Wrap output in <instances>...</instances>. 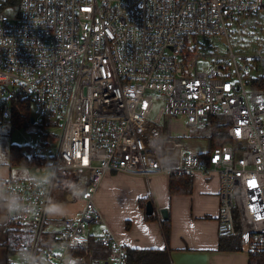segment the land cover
I'll list each match as a JSON object with an SVG mask.
<instances>
[{
	"label": "built area",
	"instance_id": "built-area-1",
	"mask_svg": "<svg viewBox=\"0 0 264 264\" xmlns=\"http://www.w3.org/2000/svg\"><path fill=\"white\" fill-rule=\"evenodd\" d=\"M260 9L264 0H0V119H13L19 101L31 104L39 132L23 149L37 162L28 168L42 177L36 166H57L47 192L27 175L1 179L29 206L8 213L11 248L43 264H66L69 252L88 264L74 250L88 245V228L100 221L94 195L108 172L202 171L218 175L219 233H237L238 219L243 250L264 253V88L253 87L264 81V43L236 54L226 23ZM216 34L228 52L210 53L208 69H199L201 50L215 47L204 40ZM211 115L229 119L231 142L208 158L180 147L169 164L163 119L204 126ZM68 181L81 185L76 217L49 216L48 198ZM48 229L54 249L41 247ZM98 241L111 248V264H127L126 246L107 228Z\"/></svg>",
	"mask_w": 264,
	"mask_h": 264
},
{
	"label": "crops",
	"instance_id": "crops-1",
	"mask_svg": "<svg viewBox=\"0 0 264 264\" xmlns=\"http://www.w3.org/2000/svg\"><path fill=\"white\" fill-rule=\"evenodd\" d=\"M170 122L168 120L163 126L167 148L165 156L169 164L177 162L183 143L189 146L187 149L207 151L206 137L190 133L169 134L167 124L170 125ZM178 137L183 143L177 142ZM10 172L7 164L0 163V181ZM169 176L159 173L143 177L108 172L94 195L100 221L89 226L88 245L74 252L84 254L88 264H111V248L98 241L101 230L107 228L126 248L163 251L170 264H248L249 253L242 247H219L223 236L227 235H221L218 231V175L215 172L196 171L191 175V191L177 194L169 191ZM63 192L65 190H57L53 198L63 203L67 214L51 217H76L81 200L78 197L67 199ZM147 201H151L153 206L150 214L145 211ZM162 208L167 211L166 218L162 217ZM151 214L153 218H148ZM166 219L169 222L167 234L162 227V221ZM10 227L8 213L0 209V264H18L19 261L18 253L7 242ZM54 237V232L48 229L43 235L41 247L54 249ZM95 251L101 257L99 255L95 259Z\"/></svg>",
	"mask_w": 264,
	"mask_h": 264
},
{
	"label": "rangeland",
	"instance_id": "rangeland-1",
	"mask_svg": "<svg viewBox=\"0 0 264 264\" xmlns=\"http://www.w3.org/2000/svg\"><path fill=\"white\" fill-rule=\"evenodd\" d=\"M228 37L232 46L233 51L236 54H246L253 50H256L262 46L264 43V9H260L256 12H250L247 15L240 17L237 21H227ZM207 42L213 43L214 48L206 47L201 50V54L207 55L206 57L200 56L198 60V68L202 70L208 69V61L211 60L209 56L210 53L225 55L228 52V44L225 41V36L222 34L210 35L205 40ZM155 95H157L155 93ZM158 100L155 99V108L159 107ZM29 115L33 113L32 105L29 104ZM171 121L169 127V134H184L192 133L206 134V128L204 126H186L183 123L181 117H169L168 119H163L162 126H166L167 121ZM182 121V122H180ZM39 130L35 128L34 124L31 122L27 124H13L12 119L1 120L0 119V163H5L11 170V176H26V174L21 171L17 166H12L9 164L8 150L11 144L19 145L23 149L28 144H35L36 138ZM184 136V135H183ZM183 138V137H181ZM178 143H183L180 137H178ZM184 147L189 148L185 143ZM25 169V168H24ZM28 173L31 175H38L34 173L33 168H26ZM23 170V169H22ZM8 175V176H10ZM64 194H68L67 189ZM69 195V194H68ZM79 198V197H78Z\"/></svg>",
	"mask_w": 264,
	"mask_h": 264
},
{
	"label": "trees",
	"instance_id": "trees-1",
	"mask_svg": "<svg viewBox=\"0 0 264 264\" xmlns=\"http://www.w3.org/2000/svg\"><path fill=\"white\" fill-rule=\"evenodd\" d=\"M253 87L264 88V81L262 83H256ZM29 104L26 101H19L15 106V113L12 119L13 124H27L29 123ZM230 121L224 115H211L208 117L204 127L206 128V134H197L204 136L208 141V148L204 155L208 158L210 152L217 146L227 144L231 142L228 137V127ZM192 134V133H190ZM9 164L17 166L20 169L31 167L36 164V160H33L26 156L24 150L19 145L11 144L8 150ZM169 191L171 194L177 193H189L192 188V176L187 172L177 173L172 172L169 176ZM153 218V215L147 216ZM162 227L167 234L169 231L168 219L162 221ZM237 233L233 235L223 236L224 239L220 241L219 247L226 249H240L242 246L239 240L240 224L236 219ZM98 249V248H97ZM93 248V250H97ZM127 250V264H170L165 253L160 250H143L137 248H126ZM100 255V256H99ZM101 257L100 253L95 251L94 257ZM93 264H96L94 262ZM248 264H264V253H250Z\"/></svg>",
	"mask_w": 264,
	"mask_h": 264
},
{
	"label": "clouds",
	"instance_id": "clouds-1",
	"mask_svg": "<svg viewBox=\"0 0 264 264\" xmlns=\"http://www.w3.org/2000/svg\"><path fill=\"white\" fill-rule=\"evenodd\" d=\"M36 170H45L46 174L42 177H37L28 173L25 168L23 171L27 175V179L32 182L38 189L43 192H47L50 187L56 185L57 166L55 162L48 161L42 166H36ZM6 183V181H0V185ZM63 187L67 189L69 197H78L80 195L81 185L72 181L65 182ZM28 205L23 203V198L14 190L0 187V209L6 210L9 214H15L28 210ZM43 211L49 216H56L61 214H67L64 211V205L62 202L49 197L45 204ZM75 244L74 240H70L64 247L72 248ZM21 264H43L41 257L35 256L30 252L21 251L19 253ZM66 264H78L77 259L72 256L71 252L68 253V259Z\"/></svg>",
	"mask_w": 264,
	"mask_h": 264
},
{
	"label": "water",
	"instance_id": "water-1",
	"mask_svg": "<svg viewBox=\"0 0 264 264\" xmlns=\"http://www.w3.org/2000/svg\"><path fill=\"white\" fill-rule=\"evenodd\" d=\"M31 121H32V119H31ZM145 211H146V213H148V214L152 213V211H153V206H152L151 201H147V202H146ZM161 214H162V217H163V218H166V217H167V211H166V209L162 208V209H161Z\"/></svg>",
	"mask_w": 264,
	"mask_h": 264
}]
</instances>
